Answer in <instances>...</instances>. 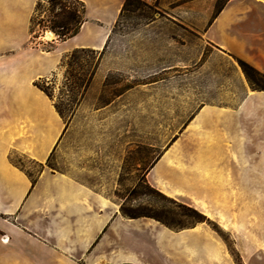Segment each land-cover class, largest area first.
<instances>
[{
  "label": "rangeland",
  "instance_id": "rangeland-1",
  "mask_svg": "<svg viewBox=\"0 0 264 264\" xmlns=\"http://www.w3.org/2000/svg\"><path fill=\"white\" fill-rule=\"evenodd\" d=\"M224 1L137 0L123 13L122 7L103 49L69 52L59 70L37 84L61 111L68 129L65 142L89 143V127L100 129L102 137L104 128L113 129L114 158L120 166L111 195L122 217L156 222L176 232L203 226L227 258L239 263L240 258H264V73L247 63L257 72L248 77L239 64L242 60L217 56L196 32L183 26L182 18L204 14V22L211 20L217 3ZM40 2L39 11L33 13L36 22L49 14L48 0ZM89 3L84 2L85 18L98 9L93 1ZM174 16L181 17L178 23ZM31 31L30 45L44 52L62 43L51 30L33 29L32 21ZM47 33L52 40L45 39ZM206 63L210 78L204 80ZM204 107L210 110L206 119ZM214 138L226 149L220 157H240V164L211 167L210 175H204V186L194 182L197 175L188 168V179L200 185L192 184L189 193L204 195L211 208L226 215V226L203 215L188 200L167 196L154 186L155 177L171 180L167 162L155 169L165 152L170 151L172 159L186 168L195 166L204 160L206 140ZM238 144L240 156L232 151ZM11 160L34 184L42 167L17 156ZM58 160L50 159V169H64ZM172 177L174 185H182L180 171ZM11 186L0 182V264L90 263V258H76L77 253L59 258V254L63 257L59 241L65 233L56 226L57 217L31 207L40 187L22 205L17 187L23 184H15L14 190ZM124 214L148 217L132 219ZM5 236L12 239L11 244L2 243ZM32 239L45 247L28 252Z\"/></svg>",
  "mask_w": 264,
  "mask_h": 264
},
{
  "label": "crops",
  "instance_id": "crops-1",
  "mask_svg": "<svg viewBox=\"0 0 264 264\" xmlns=\"http://www.w3.org/2000/svg\"><path fill=\"white\" fill-rule=\"evenodd\" d=\"M39 1L0 0V182L12 184L10 189L23 184L17 187L19 199H24L22 205L40 187L34 193L31 207L57 217L56 226L65 233V238L59 241L63 248V257L59 254V258H71L77 253L76 258L84 261L90 258L91 264H264V258H240L237 263L233 258L204 257L203 226L176 232L156 222L128 220L119 214L111 195L120 166L118 158H114L116 149L110 134L113 129L104 128L106 134L102 137L100 129L89 127V143L65 142L66 123L36 84L56 73L69 52L103 49L124 0H81L87 6L93 1L97 12L86 18L77 36L57 44L50 52L30 45L31 21ZM171 18L177 22L181 17ZM182 18L183 26L196 32L217 56L242 60L264 73V0H228L218 15L205 22L204 14ZM209 71V64H204V80L210 78ZM236 113L239 119L240 111ZM202 115L208 118L209 108L204 107ZM225 151L219 139L206 140L204 160L187 168L172 159L170 151L165 152L155 169L167 162L171 180L159 177L155 180L179 192L181 195L175 197L188 200L192 207H195L193 199L206 203L201 193H189L192 184L197 188L200 185L188 179L187 170L197 175L194 182L204 186V175H210L211 167L240 164V157L221 158ZM232 151H238L236 154L240 156V145ZM12 156L42 167L34 184L12 162ZM54 156L60 158L58 164L64 165V169H50L48 163ZM176 170L181 173L180 186L172 182ZM154 186L157 188L155 182ZM209 237V242L215 243L210 234ZM39 246L45 247L44 242L34 240L28 252Z\"/></svg>",
  "mask_w": 264,
  "mask_h": 264
},
{
  "label": "trees",
  "instance_id": "trees-1",
  "mask_svg": "<svg viewBox=\"0 0 264 264\" xmlns=\"http://www.w3.org/2000/svg\"><path fill=\"white\" fill-rule=\"evenodd\" d=\"M228 0H225L222 4L217 3L216 5V15H218ZM137 0H125L122 13L128 10V7L135 5ZM49 4V14L46 19L39 20L36 22V16L34 15L32 18V28L35 26H40L43 29L51 30L55 33L57 38L62 42L74 38L77 36L86 22V6L84 2L81 0H48ZM41 7V2L39 1L36 5L35 12L36 14ZM242 69L245 74L249 77L250 73H257L250 65L243 61H239ZM36 86L42 90L46 95V91L39 85ZM58 113L61 115V111L56 107ZM201 220L204 217L201 214H198L195 210H193ZM132 219L138 217H148L145 215L139 216L137 214H124Z\"/></svg>",
  "mask_w": 264,
  "mask_h": 264
},
{
  "label": "bare ground",
  "instance_id": "bare-ground-1",
  "mask_svg": "<svg viewBox=\"0 0 264 264\" xmlns=\"http://www.w3.org/2000/svg\"><path fill=\"white\" fill-rule=\"evenodd\" d=\"M45 39L50 41L52 40V34L51 33H47L45 35ZM154 182L155 185L157 186V188L163 192L164 194H166L167 196L170 197H175L177 195H181L179 192L175 191V190H171L168 186L160 183L158 180H155L154 178ZM194 201V205H195V209H197L198 211H200L203 215L207 216L210 219H217L220 223H222L223 225H227V222H229V220L227 219L226 215L219 211V210H215L213 208H211L210 206H208L206 203H202L196 199H193ZM240 226L238 225V227H236V229H240ZM197 232H202L200 229H197ZM209 234L208 232L204 231V252L207 255L208 258H227V255L223 249V247L217 243V244H211L209 242ZM9 242V239L7 236L2 238V243L7 244ZM264 248V246H263Z\"/></svg>",
  "mask_w": 264,
  "mask_h": 264
}]
</instances>
